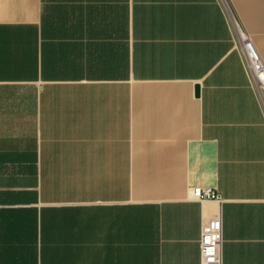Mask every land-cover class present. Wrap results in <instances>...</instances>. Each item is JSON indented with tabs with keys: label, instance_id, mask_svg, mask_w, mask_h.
Here are the masks:
<instances>
[{
	"label": "crops",
	"instance_id": "crops-1",
	"mask_svg": "<svg viewBox=\"0 0 264 264\" xmlns=\"http://www.w3.org/2000/svg\"><path fill=\"white\" fill-rule=\"evenodd\" d=\"M225 5L264 61V0H0V264H201L216 217L221 264H264V100Z\"/></svg>",
	"mask_w": 264,
	"mask_h": 264
},
{
	"label": "built area",
	"instance_id": "built-area-1",
	"mask_svg": "<svg viewBox=\"0 0 264 264\" xmlns=\"http://www.w3.org/2000/svg\"><path fill=\"white\" fill-rule=\"evenodd\" d=\"M224 7L234 33L236 49L250 84L259 98L264 100V61L231 9L227 5ZM191 193L197 200L221 201L219 193L212 188L194 187L191 189ZM223 241L221 217L204 220L199 238L201 264L222 263Z\"/></svg>",
	"mask_w": 264,
	"mask_h": 264
},
{
	"label": "water",
	"instance_id": "water-1",
	"mask_svg": "<svg viewBox=\"0 0 264 264\" xmlns=\"http://www.w3.org/2000/svg\"><path fill=\"white\" fill-rule=\"evenodd\" d=\"M196 94L199 95V86H197Z\"/></svg>",
	"mask_w": 264,
	"mask_h": 264
}]
</instances>
